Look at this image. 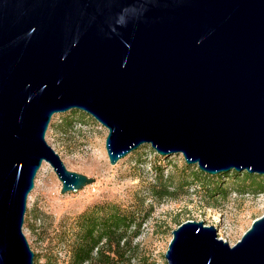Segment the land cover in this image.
Returning <instances> with one entry per match:
<instances>
[{"label":"water","instance_id":"1","mask_svg":"<svg viewBox=\"0 0 264 264\" xmlns=\"http://www.w3.org/2000/svg\"><path fill=\"white\" fill-rule=\"evenodd\" d=\"M78 109L108 129L111 164L143 144L209 174L264 176V0H0V264H34L24 232L43 162L78 191L47 142ZM168 264H264V215L231 245L188 220Z\"/></svg>","mask_w":264,"mask_h":264},{"label":"rangeland","instance_id":"2","mask_svg":"<svg viewBox=\"0 0 264 264\" xmlns=\"http://www.w3.org/2000/svg\"><path fill=\"white\" fill-rule=\"evenodd\" d=\"M107 135L105 126L78 109L52 117L47 142L70 170L94 177L96 182L62 194L61 181L52 166L43 162L28 196L23 227L33 251L39 255L34 264H65L66 249L51 254L61 220L77 216L98 201L110 200L128 206L138 194L146 197L145 207L150 215L136 239L132 264H168L165 254L173 230L185 221L213 225L220 238L234 245L253 221L264 215L263 175L252 183L251 179L243 181V173L247 171L238 172V176L232 174L234 170L214 175L203 171L207 175H200L201 179L196 181L191 173L201 170L198 164H187L180 153L163 156L151 144H143L113 165L106 150ZM140 161L142 165L138 164ZM154 163L165 166V176L175 185L185 181V187H180L173 197L152 196L148 186L157 179Z\"/></svg>","mask_w":264,"mask_h":264},{"label":"trees","instance_id":"3","mask_svg":"<svg viewBox=\"0 0 264 264\" xmlns=\"http://www.w3.org/2000/svg\"><path fill=\"white\" fill-rule=\"evenodd\" d=\"M142 163L138 162L139 165ZM164 167L161 163L152 164L157 179L150 183L148 191L157 199L173 197L180 187L183 189L186 185L185 181L175 185L168 175L165 176ZM191 174L193 179L197 178L196 181L201 179L200 175H207L201 170ZM232 174L239 175L236 170ZM243 175L244 182L251 179L252 183L262 177L248 172ZM145 202L146 197L142 194H138L135 202L128 206L103 200L88 205L75 217H64L56 232L51 254L66 249L65 264H132L136 239L150 215ZM35 257L39 255L35 253Z\"/></svg>","mask_w":264,"mask_h":264}]
</instances>
